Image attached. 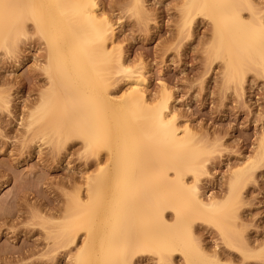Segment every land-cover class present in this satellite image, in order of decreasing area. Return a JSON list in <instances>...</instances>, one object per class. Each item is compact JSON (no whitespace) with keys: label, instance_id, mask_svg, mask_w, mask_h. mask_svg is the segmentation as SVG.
<instances>
[{"label":"bare ground","instance_id":"obj_1","mask_svg":"<svg viewBox=\"0 0 264 264\" xmlns=\"http://www.w3.org/2000/svg\"><path fill=\"white\" fill-rule=\"evenodd\" d=\"M198 14L212 23L208 58L224 62L227 80L239 81L247 69L264 71V21L250 0H184L180 30ZM27 21L45 41L48 81L29 111L28 127L38 123L59 142L79 138L90 154L106 148L97 172L87 177V200L73 197L56 231L55 238L69 242L83 231L73 264H133L143 253L166 261L174 252L187 264H222L193 237L196 220L215 225L244 258L253 256L242 239L232 237L224 217L237 218V190L255 163L233 174L222 201H204L184 176L196 180L204 172L206 151L187 124L177 123L165 87L148 98L146 79L122 60L114 23L97 1L0 0V47L8 49L24 34ZM121 75L128 85L113 94ZM259 151L264 154V139Z\"/></svg>","mask_w":264,"mask_h":264},{"label":"rangeland","instance_id":"obj_2","mask_svg":"<svg viewBox=\"0 0 264 264\" xmlns=\"http://www.w3.org/2000/svg\"><path fill=\"white\" fill-rule=\"evenodd\" d=\"M96 1L114 23L113 41L122 60L146 79L148 98L165 87L177 123L187 124L206 151L204 172L196 180L186 174L185 182L195 184L204 201L219 202L233 174L255 163L237 190V218L224 217L232 237L242 239L253 256L244 258L228 247L212 223L196 220L191 229L222 264H264V154L258 153L264 139V71L247 69L239 81L227 80L224 62L208 58L211 21L198 14L180 30L184 0ZM250 1L264 21V0ZM242 15L250 17L248 10ZM46 54L45 41L30 21L8 49L0 47V264H73L83 231L73 242L58 240L56 231L71 199L87 200V177L97 172L106 151L90 154L79 138L59 142L38 123L28 127L29 111L48 85L42 69ZM118 77L113 94L128 85L125 76ZM165 214L172 221L170 210ZM132 262L187 264L178 252L166 261L143 253Z\"/></svg>","mask_w":264,"mask_h":264}]
</instances>
